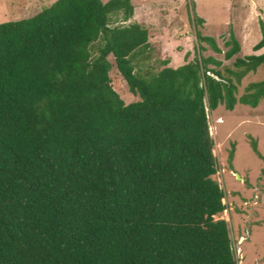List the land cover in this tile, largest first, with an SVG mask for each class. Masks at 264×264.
<instances>
[{"label":"trees","instance_id":"trees-1","mask_svg":"<svg viewBox=\"0 0 264 264\" xmlns=\"http://www.w3.org/2000/svg\"><path fill=\"white\" fill-rule=\"evenodd\" d=\"M133 9L130 0H56L0 24V264L238 263L228 224L213 220L226 206L211 179L207 111L259 105L264 81L236 94L264 52L220 70L205 46L229 61L241 50L234 33L222 52L196 31L185 64L136 73L149 33L125 25ZM109 56L138 101L113 90Z\"/></svg>","mask_w":264,"mask_h":264},{"label":"rangeland","instance_id":"rangeland-1","mask_svg":"<svg viewBox=\"0 0 264 264\" xmlns=\"http://www.w3.org/2000/svg\"><path fill=\"white\" fill-rule=\"evenodd\" d=\"M56 0H0V24L28 19L51 6ZM107 2L108 0H101ZM133 17L125 25L137 23L149 33V47L134 61L136 73H156L167 67L177 68L193 57L196 46L195 32L211 37L217 47L226 51L224 43L232 31L241 45L238 55L225 61L222 54L209 47L203 56H212L222 62L220 70L233 69L236 58L260 55L264 49L254 51L253 46L261 38L259 21L264 22V0H130ZM203 20L194 25L189 6ZM119 23H116L118 25ZM99 43L95 44L94 53ZM109 77L113 90L130 104L139 100L128 91L118 73L114 60ZM264 81V65L248 74L238 86L236 98L245 94L249 84ZM209 135L214 141L212 150L218 170L211 179L225 193L222 200L226 210L213 217L228 224L237 264H264V99L256 108L237 103L232 111L220 105L215 111H207ZM256 142L257 155L251 142ZM234 145L233 159L229 153ZM239 176L240 179L237 178Z\"/></svg>","mask_w":264,"mask_h":264},{"label":"water","instance_id":"water-1","mask_svg":"<svg viewBox=\"0 0 264 264\" xmlns=\"http://www.w3.org/2000/svg\"><path fill=\"white\" fill-rule=\"evenodd\" d=\"M237 178L240 179L239 176H237Z\"/></svg>","mask_w":264,"mask_h":264},{"label":"crops","instance_id":"crops-1","mask_svg":"<svg viewBox=\"0 0 264 264\" xmlns=\"http://www.w3.org/2000/svg\"><path fill=\"white\" fill-rule=\"evenodd\" d=\"M264 49V48H263Z\"/></svg>","mask_w":264,"mask_h":264}]
</instances>
